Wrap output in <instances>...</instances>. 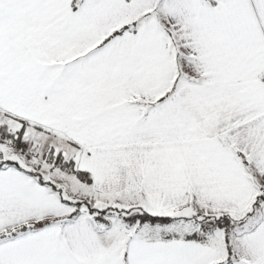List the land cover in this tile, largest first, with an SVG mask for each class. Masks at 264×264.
Here are the masks:
<instances>
[{"label": "snow or ice", "instance_id": "1", "mask_svg": "<svg viewBox=\"0 0 264 264\" xmlns=\"http://www.w3.org/2000/svg\"><path fill=\"white\" fill-rule=\"evenodd\" d=\"M0 264H264V0H0Z\"/></svg>", "mask_w": 264, "mask_h": 264}]
</instances>
